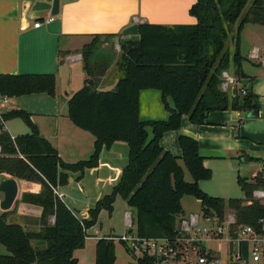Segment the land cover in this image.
I'll return each instance as SVG.
<instances>
[{
	"label": "trees",
	"instance_id": "trees-1",
	"mask_svg": "<svg viewBox=\"0 0 264 264\" xmlns=\"http://www.w3.org/2000/svg\"><path fill=\"white\" fill-rule=\"evenodd\" d=\"M189 13L196 18L193 24L139 23L136 35L121 37L119 55L114 59L120 77L109 90L96 87L93 56L98 46H105L108 39L121 33L96 34L82 46L83 67L93 86H85L70 97L66 117L94 138L93 152L87 159L64 162L26 111L1 115L5 122L21 120L28 133L12 141L0 122V176L38 183L39 193L25 194L21 199L40 207L41 215L38 230H29L9 222L8 211L0 213V246L5 249L0 253V264H79L74 251L84 247L100 217L111 216L117 198L125 202L137 234L143 237L174 236L176 221L184 216L181 200L185 196L196 199L207 217L222 216L226 207L235 211L237 223L242 225H255L264 216L263 204L253 201L243 205L255 187L244 179L238 178L237 183L245 200L215 198L200 189L199 183L210 180L212 174L204 166L196 140L179 136L180 157L160 144L165 133L180 129L183 116L194 125H203L211 112L250 113L258 109L257 98L250 91L230 99L220 86L223 71L232 69L238 80L247 77L241 76L247 59L241 54L240 32L246 24L264 26V0H196ZM229 37L232 50L226 46ZM144 90L160 93L168 113L166 120L140 118L139 96ZM33 94L54 98L55 76L0 75V96ZM115 143H124L128 149L119 180L88 210L86 219L79 218L53 190L68 186L70 175L78 174L79 180L86 170L96 169L102 150ZM184 170L191 182L185 180ZM115 242L97 239L93 264H115ZM138 264L153 261L144 258Z\"/></svg>",
	"mask_w": 264,
	"mask_h": 264
},
{
	"label": "crops",
	"instance_id": "crops-1",
	"mask_svg": "<svg viewBox=\"0 0 264 264\" xmlns=\"http://www.w3.org/2000/svg\"><path fill=\"white\" fill-rule=\"evenodd\" d=\"M20 1L0 0V75L53 74L55 97L33 94L28 95L29 99L9 98L8 104L1 111L3 114L13 110L29 113L40 135L49 141L66 163L85 160L93 152L94 138L76 128L66 117L67 114L62 113V110L67 108L70 97L87 86L85 76L82 75L74 81L70 72L74 62L82 61V46L88 43L93 35L120 34L125 27L135 22L163 25L196 22V18L189 13L196 0H60L58 14L50 20H45L49 15L44 13L43 18L38 20L40 25L35 27L34 21H30L28 25L22 22ZM246 57L253 62L248 54ZM67 63L68 72L63 67ZM245 63L246 60L242 65V73L247 77L238 80L237 88L250 91L257 98L258 109L255 117H249L246 112L215 111L208 114L205 124L194 125L187 116H183L180 129L165 133L160 141L164 150L180 157L179 136L185 135L196 140L204 166L212 174L211 179L207 181H214L212 185L201 186L206 183L202 181L199 187L207 195L225 200L233 199L232 187L235 183L238 185V178L249 182L264 163V79L257 80L255 76L244 72ZM147 91L149 90L140 92V116L145 108L142 105V97H146L151 103H156L160 97L155 92ZM34 106L37 109H31ZM8 123L12 124V120L5 123L9 134H26V131L21 129L19 133H11L12 129L8 128ZM119 149L125 154L126 148L121 143H115L109 150H102L96 169L86 170L79 180L78 174L70 175L69 179L73 180L71 185L68 183L66 187L56 188L66 205L65 195L60 188L79 195L78 198L73 197L84 203V206L78 209L79 216L67 205L77 217L86 219L88 210L118 182L121 170L127 163V160L116 159L120 155L117 152ZM105 153L115 158L101 160ZM247 163L250 166L246 165ZM102 166L105 168L102 169ZM15 180L18 193L8 210V221L22 226L27 223L36 224L34 227L30 226L29 230H38L37 222L41 208L26 204L21 198L25 194L39 193L41 186L30 181ZM82 195L85 198H82ZM1 196L0 201L3 198V195ZM31 208L35 210L32 212ZM2 212L0 210V213ZM50 223L53 222L50 220ZM94 232L96 233L95 230Z\"/></svg>",
	"mask_w": 264,
	"mask_h": 264
},
{
	"label": "built area",
	"instance_id": "built-area-1",
	"mask_svg": "<svg viewBox=\"0 0 264 264\" xmlns=\"http://www.w3.org/2000/svg\"><path fill=\"white\" fill-rule=\"evenodd\" d=\"M51 18L49 16L45 20ZM33 25L37 27L40 22L34 21ZM248 57L258 59L259 48L253 47ZM221 78L220 89L229 98L246 95L245 89L237 88V77L223 71ZM8 101L7 96H0V122L4 132H7L6 122L1 118L3 114L1 110ZM9 135L14 141L15 136ZM258 182L264 183V163L249 181L255 187L249 201L243 205L251 204L253 201L264 205V186H257ZM53 191L61 200L56 189ZM123 217L126 229L124 233L101 238L122 243L136 264L144 258L151 259L153 264H264V216L259 218L255 225H242L237 223L236 213L229 207L225 208L222 216L189 214L188 217L180 218L174 236L160 237L139 236L134 227L132 213L125 212ZM50 220L53 222V218ZM201 222L207 225H201ZM91 237L96 240L100 238L89 234L88 238Z\"/></svg>",
	"mask_w": 264,
	"mask_h": 264
},
{
	"label": "rangeland",
	"instance_id": "rangeland-1",
	"mask_svg": "<svg viewBox=\"0 0 264 264\" xmlns=\"http://www.w3.org/2000/svg\"><path fill=\"white\" fill-rule=\"evenodd\" d=\"M92 39V38H91ZM91 39L88 40V42L91 41ZM109 42L105 46L101 45L96 48L95 54L93 56V68H92V76L96 81L97 88L101 90H109L112 89V86H110L118 77H120V73L117 71V68H115V58L116 56L119 55V41L114 42L113 38L112 40L108 39ZM240 41H241V54L246 57V54L253 48V47H258L259 48V58L258 59H251L253 62H250L248 58L246 57V63L244 66V72L251 74L255 76L257 80H263L264 79V26L259 25V24H246L241 32H240ZM226 46L232 50L233 42L232 38L229 37L226 40ZM81 52V50H80ZM82 57V56H81ZM115 59V60H114ZM250 59V58H249ZM263 60V61H262ZM262 61V62H261ZM261 63V64H260ZM64 69L68 67V63L65 64ZM71 76L74 79V81H77L82 75L87 78V74L85 72V69H83V62L81 60L76 61L72 64L70 68ZM229 74L233 75L232 69H229L227 71ZM85 74V75H84ZM236 77V76H235ZM147 92H155V94H158L160 96V93L155 90H149ZM24 98H28L30 96H23ZM169 103H171V100L169 99ZM142 105H143V112L141 114V119H151L155 121H163L166 120L168 117V113L163 109V106L159 99L156 100V103L153 101L151 103L150 100H148L146 97H142ZM31 109H37L35 106L34 108ZM65 115L67 114V108L62 110ZM245 115V114H244ZM244 119H242V122ZM42 122V121H41ZM11 127V133H19L18 131L24 130L26 131L25 133H28V129L24 125V123L19 120L15 119L12 120V124L8 123V128ZM149 133V138H151V132L150 129H148ZM123 146H125L126 151L124 154V151L122 152L120 149L117 151L120 155L117 156V160H127V146L124 143H121ZM109 154V153H108ZM113 155V151L111 152ZM115 158L114 156L105 155L102 156L101 160H112ZM246 165H249L247 163ZM250 166V165H249ZM248 166V167H249ZM105 168V166H102V169ZM185 173V180L187 182H191L192 179L188 172L184 170ZM214 182V181H213ZM213 182L209 183V181H206V183L201 184L203 185H208V184H214ZM60 191L65 195L64 201L67 203V205L79 216L80 212L78 209H80L82 206H84V203L81 201H77L75 198H78L79 195H77L76 192H72L70 190H66L63 188H60ZM110 192V191H109ZM109 192H105L106 194ZM2 194L0 193V198ZM68 195V196H67ZM82 198H85L84 195H82ZM74 200H72V198ZM231 198L233 199H239V200H245V195L239 188V186L235 183L232 187V192H231ZM182 208L184 211V217H188L189 214H198L202 215V209L200 206V203L194 199L193 197L190 196H185L182 199ZM32 209V212L33 208ZM130 211L125 202L117 198L115 203H114V209L111 214V216H108L107 214L103 215V221L101 226H95L94 229L90 231V234L95 236V237H102V236H119L122 233L125 232V227H124V213ZM180 219H177L176 221V226L178 227ZM38 223V222H37ZM36 224H24V227L30 229L29 227L32 226L34 227ZM201 225H207L205 222H201ZM135 227V226H134ZM26 228V229H27ZM34 230V229H32ZM94 230H97L95 233ZM95 243L96 239L95 238H87L85 240L84 247L82 249H78L74 251V257L78 260L79 264H93L94 262V257H95ZM5 249L0 246V253H4ZM115 257H116V262L115 264H136L135 259L128 254L125 251V248L122 244L119 242H115ZM254 264V263H251Z\"/></svg>",
	"mask_w": 264,
	"mask_h": 264
},
{
	"label": "water",
	"instance_id": "water-1",
	"mask_svg": "<svg viewBox=\"0 0 264 264\" xmlns=\"http://www.w3.org/2000/svg\"><path fill=\"white\" fill-rule=\"evenodd\" d=\"M21 20L24 24L28 25L30 21H38L42 19L44 13H48L50 17H53L58 14L60 0H21ZM138 33V23H132L131 25L125 27L122 30L121 35H116L113 38L114 42H117L123 36L136 35ZM243 73H241V76ZM87 86H93V80H85ZM257 111L249 113V117H255ZM72 179L68 180V183L72 184ZM0 193L3 195L2 200L0 201V210L3 212L8 211L14 201L16 200L18 193L17 182L12 177L1 176L0 177ZM102 217L98 219L97 226L100 225ZM97 232V230H95Z\"/></svg>",
	"mask_w": 264,
	"mask_h": 264
}]
</instances>
